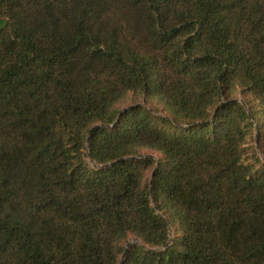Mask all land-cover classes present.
<instances>
[{
  "label": "trees",
  "instance_id": "16d2710c",
  "mask_svg": "<svg viewBox=\"0 0 264 264\" xmlns=\"http://www.w3.org/2000/svg\"><path fill=\"white\" fill-rule=\"evenodd\" d=\"M122 259L264 264V0H0V264Z\"/></svg>",
  "mask_w": 264,
  "mask_h": 264
},
{
  "label": "water",
  "instance_id": "95a60500",
  "mask_svg": "<svg viewBox=\"0 0 264 264\" xmlns=\"http://www.w3.org/2000/svg\"><path fill=\"white\" fill-rule=\"evenodd\" d=\"M238 100H240L242 103L245 104V102H244V100H243L242 98H240V99H238ZM257 144H258V134H256V145H257ZM95 167H98V165L95 164ZM156 169H157V167H156ZM156 169H155L154 172L152 173V176H153V174L155 173ZM134 243H141V242H140L137 238H133L132 240H130V241L126 244L125 253H127L128 248H129L132 244H134ZM168 245H169V242H167V243L164 245V247H167ZM153 250H157V249H153ZM120 264H124V260H123V259L121 260Z\"/></svg>",
  "mask_w": 264,
  "mask_h": 264
}]
</instances>
